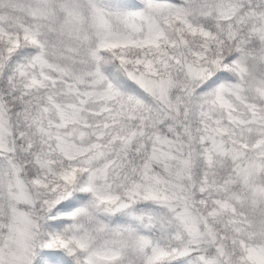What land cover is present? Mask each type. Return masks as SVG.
I'll list each match as a JSON object with an SVG mask.
<instances>
[{
    "label": "snow or ice",
    "instance_id": "1",
    "mask_svg": "<svg viewBox=\"0 0 264 264\" xmlns=\"http://www.w3.org/2000/svg\"><path fill=\"white\" fill-rule=\"evenodd\" d=\"M0 264H264V0H0Z\"/></svg>",
    "mask_w": 264,
    "mask_h": 264
}]
</instances>
